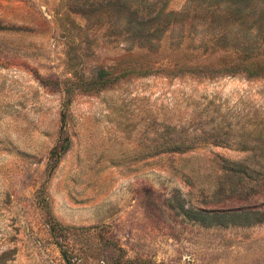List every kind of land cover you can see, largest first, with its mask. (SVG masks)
I'll use <instances>...</instances> for the list:
<instances>
[{"label": "rangeland", "instance_id": "1", "mask_svg": "<svg viewBox=\"0 0 264 264\" xmlns=\"http://www.w3.org/2000/svg\"><path fill=\"white\" fill-rule=\"evenodd\" d=\"M229 1L0 0V264H264L220 186L264 154V5Z\"/></svg>", "mask_w": 264, "mask_h": 264}, {"label": "trees", "instance_id": "2", "mask_svg": "<svg viewBox=\"0 0 264 264\" xmlns=\"http://www.w3.org/2000/svg\"><path fill=\"white\" fill-rule=\"evenodd\" d=\"M207 2V0H205ZM249 0H230L229 2L232 3V6L230 7L231 10L228 11L230 15H232V20L235 22L240 21L244 15L246 14V9L244 5ZM261 3L264 5V0H261ZM147 10L151 11L152 13H158L160 17L162 14L165 13V6L162 7L159 11L153 10L151 7H147ZM260 10L261 14L264 16V8L256 9L254 8V11ZM138 11L136 12V15L138 16ZM239 24V23H237ZM142 25H145V22H142ZM247 32L249 33H257V35L262 34L264 31V26L259 27H249ZM225 35L223 38H226L227 35ZM264 43V42H263ZM264 45V44H263ZM256 47L253 45H249L248 47H241L235 49V53L239 55V53L244 54V56L241 55L243 63L238 64L236 67H232L230 72L234 74L238 73H246L249 77H257V76H264V61L263 62H257L256 59L259 58L261 55L260 53H254ZM223 50H226L223 48ZM252 53V54H251ZM69 149V141L65 139V145L60 146L55 150V152H58L60 154H64ZM233 164L228 169V174L225 176V179L220 183L221 191L224 192L226 187L232 186L235 190H239V188L242 189V192H248L244 191V189H249L252 192V195H264V154L261 155H249L245 160L241 162H235L231 163ZM260 169V170H259ZM245 210H242V213H244ZM226 213L228 212H219V211H208L205 212L204 215L223 219L224 216H227ZM250 215L254 214L256 216H264V202L256 207L253 211L249 212ZM234 214H239V212H234ZM257 222H264V219L258 220Z\"/></svg>", "mask_w": 264, "mask_h": 264}]
</instances>
